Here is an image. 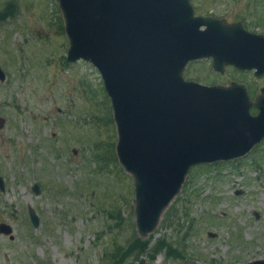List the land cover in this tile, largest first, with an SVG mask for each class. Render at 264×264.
Segmentation results:
<instances>
[{
  "label": "rangeland",
  "instance_id": "rangeland-1",
  "mask_svg": "<svg viewBox=\"0 0 264 264\" xmlns=\"http://www.w3.org/2000/svg\"><path fill=\"white\" fill-rule=\"evenodd\" d=\"M193 3L199 13L245 19L264 34V0ZM68 49L57 0H0V67L7 75L0 82V224L14 236L0 234V264H116L114 252L118 259L131 254L123 264L264 260V144L244 158L193 169L156 230L142 237L135 180L117 157L101 75L90 63H68ZM185 75L205 85L243 84L253 98L264 89V77L219 74L210 59L190 64ZM29 207L40 217L37 229ZM134 238L147 250L165 242L171 253L129 252Z\"/></svg>",
  "mask_w": 264,
  "mask_h": 264
},
{
  "label": "water",
  "instance_id": "water-1",
  "mask_svg": "<svg viewBox=\"0 0 264 264\" xmlns=\"http://www.w3.org/2000/svg\"><path fill=\"white\" fill-rule=\"evenodd\" d=\"M57 1L70 43L67 62L92 64L111 99L117 156L135 180L136 224L147 237L192 168L242 158L264 139V89L251 100L244 85L211 87L184 77L189 62L206 58L221 73L231 65L262 77L264 35L196 17L190 0ZM0 79H7L1 68ZM5 123L0 118V130ZM32 191L39 195L40 185ZM29 216L37 229L40 217L31 207ZM0 234L14 238L5 223Z\"/></svg>",
  "mask_w": 264,
  "mask_h": 264
},
{
  "label": "trees",
  "instance_id": "trees-1",
  "mask_svg": "<svg viewBox=\"0 0 264 264\" xmlns=\"http://www.w3.org/2000/svg\"><path fill=\"white\" fill-rule=\"evenodd\" d=\"M8 11H11V10H8ZM204 167V166H203ZM149 244L147 243H144V241H142L141 239L139 238H134L132 241H131V246L129 247L128 251L129 252H139V254H142L144 252L146 253H151L153 252V255H150V257H154L155 255H157V253L163 249H166L169 253H171L170 251V246H168L165 242H162L161 245L157 246L156 248H153L151 250H147V246ZM174 255V257H176V253L173 252L172 253ZM131 254L129 253H125L124 252V255L118 259V254L116 252H114L112 254V256L114 257V259L117 261L116 264H123L124 260L126 259L127 256H129ZM139 257L140 255H137V260H139ZM154 259V258H153Z\"/></svg>",
  "mask_w": 264,
  "mask_h": 264
},
{
  "label": "flooded vegetation",
  "instance_id": "flooded-vegetation-1",
  "mask_svg": "<svg viewBox=\"0 0 264 264\" xmlns=\"http://www.w3.org/2000/svg\"><path fill=\"white\" fill-rule=\"evenodd\" d=\"M191 2H192V4L194 5V3H193V0H191ZM194 7L196 8V15L197 16H203V17H214V18H220V19H222V20H225L227 23H229V24H242L243 25V27L246 29V30H248V31H250V32H253V31H251V30H249V24L247 25L246 24V20L245 19H235V20H232L231 18H229V17H227V16H225V15H218V14H214V13H199V11H198V8L194 5ZM253 33H256V32H253ZM201 62V61H200ZM195 63H198V61L197 62H193V63H190V64H195ZM189 67V66H188ZM188 67H187V69H188ZM187 69H186V71H187ZM227 70L228 69H234L233 67H227L226 68ZM226 72V71H225ZM6 73V72H5ZM186 74V73H185ZM225 74V73H224ZM187 78V77H186ZM188 80H192V79H188ZM196 81V80H195ZM0 82H2L1 80H0ZM217 85V84H216ZM263 90V88L260 90V92L259 93H261V91ZM258 93H256V95H257ZM255 95V96H256ZM252 96V95H251ZM253 114H258V112H257V110H253ZM264 144V140L259 144V147L261 146V145H263ZM256 147V146H255ZM254 147V148H255ZM253 148V149H254Z\"/></svg>",
  "mask_w": 264,
  "mask_h": 264
}]
</instances>
